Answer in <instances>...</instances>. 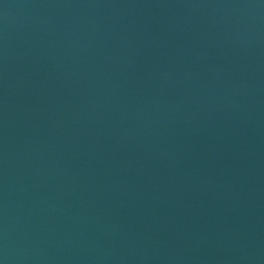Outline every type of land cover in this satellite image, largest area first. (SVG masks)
Masks as SVG:
<instances>
[{"label": "water", "instance_id": "95a60500", "mask_svg": "<svg viewBox=\"0 0 264 264\" xmlns=\"http://www.w3.org/2000/svg\"><path fill=\"white\" fill-rule=\"evenodd\" d=\"M0 264H264V0H0Z\"/></svg>", "mask_w": 264, "mask_h": 264}]
</instances>
